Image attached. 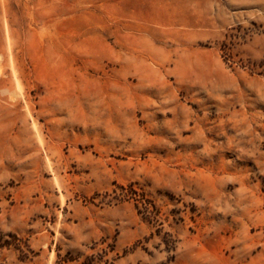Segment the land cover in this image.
Instances as JSON below:
<instances>
[{
    "label": "rangeland",
    "instance_id": "1",
    "mask_svg": "<svg viewBox=\"0 0 264 264\" xmlns=\"http://www.w3.org/2000/svg\"><path fill=\"white\" fill-rule=\"evenodd\" d=\"M108 244L264 264V0H0V264Z\"/></svg>",
    "mask_w": 264,
    "mask_h": 264
},
{
    "label": "trees",
    "instance_id": "2",
    "mask_svg": "<svg viewBox=\"0 0 264 264\" xmlns=\"http://www.w3.org/2000/svg\"><path fill=\"white\" fill-rule=\"evenodd\" d=\"M124 188V187H122ZM137 194L138 196H141L139 199H141L142 201H144V203L149 207V204H151V206L154 207V204L151 200L147 199L143 194L138 193L137 191H134L133 189H131L129 191V194ZM156 214V213H155ZM159 234V233H158ZM162 243L164 244V248L165 250H167L168 252L171 251H175L176 247H177V241L176 239H174L170 233L166 232L164 235H162ZM114 244H108L106 245L104 248L101 249V251H96V252H92L88 255H86L84 257V259L81 261L80 264H110V261L106 258L107 254L111 251H114ZM73 260H77V259H72L71 257H67L66 259H61L58 260V262H62V261H73Z\"/></svg>",
    "mask_w": 264,
    "mask_h": 264
}]
</instances>
